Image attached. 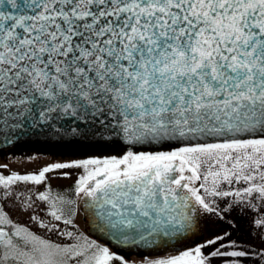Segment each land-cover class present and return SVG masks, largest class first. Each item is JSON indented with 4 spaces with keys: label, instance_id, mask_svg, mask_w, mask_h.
<instances>
[{
    "label": "snow or ice",
    "instance_id": "snow-or-ice-1",
    "mask_svg": "<svg viewBox=\"0 0 264 264\" xmlns=\"http://www.w3.org/2000/svg\"><path fill=\"white\" fill-rule=\"evenodd\" d=\"M31 138L110 154L0 174V201L42 202L31 220L70 241L0 207V264H135L79 211L176 252L140 264H264V0H0V145Z\"/></svg>",
    "mask_w": 264,
    "mask_h": 264
},
{
    "label": "water",
    "instance_id": "water-1",
    "mask_svg": "<svg viewBox=\"0 0 264 264\" xmlns=\"http://www.w3.org/2000/svg\"><path fill=\"white\" fill-rule=\"evenodd\" d=\"M110 154L108 149L86 146L74 143H65L59 141H53L46 138H31L22 139L19 142L0 145V159H15V158H26V157H49L54 160H70V159H83L89 155H106ZM93 225V223L91 222ZM90 234L96 235L97 239L105 241L112 250L125 255L128 258L130 255L136 256H150L157 254H165L168 252H174L172 248L156 249V248H129L117 244L111 239L101 235L94 227L85 228ZM179 248V245H177ZM130 251V252H128Z\"/></svg>",
    "mask_w": 264,
    "mask_h": 264
},
{
    "label": "rangeland",
    "instance_id": "rangeland-1",
    "mask_svg": "<svg viewBox=\"0 0 264 264\" xmlns=\"http://www.w3.org/2000/svg\"><path fill=\"white\" fill-rule=\"evenodd\" d=\"M56 162H65L64 160H54L49 157H26V158H7L5 160L0 159V174L7 175L11 171H18L21 173L29 172V171H38L41 167L49 164V163H56ZM82 167H72V168H65V169H57L54 173H48L49 180L47 183H49L53 187L63 188L65 186L70 185L73 183V180L75 177H77L80 172H82ZM70 172L71 175L69 177L60 176V172ZM33 187H40V186H33ZM42 190V189H41ZM54 192L56 189H53ZM57 193H63L64 195L72 196L71 191H65L60 190ZM0 206L4 208V210L9 214L10 218L17 224L22 225L26 228L31 229L32 231L38 233H41L43 230L39 227V225L31 220V215L33 212L36 215H39L41 217L45 216V212L43 209L46 207V205L42 204V202L38 201L36 202V205L33 207V209H30L28 212H22L19 211L13 204L6 203L3 201H0ZM48 232V231H47ZM48 234H53L54 236L55 232H51ZM57 234H55V237ZM174 255V254H169ZM167 256V255H165ZM162 257V256H159ZM159 257L151 258L156 259ZM132 261L135 262V264H140V261L138 259H132Z\"/></svg>",
    "mask_w": 264,
    "mask_h": 264
},
{
    "label": "flooded vegetation",
    "instance_id": "flooded-vegetation-1",
    "mask_svg": "<svg viewBox=\"0 0 264 264\" xmlns=\"http://www.w3.org/2000/svg\"><path fill=\"white\" fill-rule=\"evenodd\" d=\"M71 185H72V183L70 185H68V186L63 187V188H58V187H53V186H52V188L56 189V191H55L56 193L58 191H60V190H65V191L69 190V191H71L70 190V186ZM71 195L74 196V193H72ZM74 219H75V223H76V225L78 227V230L80 232H83L85 235H88V236H90L93 239H97V238H95V237H97L96 235L90 234L85 229L86 227L91 228V227H93V225L91 224V221L89 220V218L85 215V213L83 211H79ZM49 233H51V232H49ZM38 234L39 235H43L45 238L51 239V240L56 241V242H70V241H68V239L66 237H63V236L56 235L57 237H55L56 233L54 234V236H52L53 234H48L47 230H43L41 233H38ZM106 237H108V236H106ZM100 241L102 243H105V241H103V240H100ZM128 252H130V251H128ZM169 254H176V252L174 251V252H168V253H165V254H157V255H150V256L130 255L127 259L130 260V261H132V259L143 260V259H151V258H155V257H159V256H165V255H169ZM116 264H119V262L117 261Z\"/></svg>",
    "mask_w": 264,
    "mask_h": 264
},
{
    "label": "trees",
    "instance_id": "trees-1",
    "mask_svg": "<svg viewBox=\"0 0 264 264\" xmlns=\"http://www.w3.org/2000/svg\"><path fill=\"white\" fill-rule=\"evenodd\" d=\"M72 193H73V192H72ZM72 193H71V194H72Z\"/></svg>",
    "mask_w": 264,
    "mask_h": 264
}]
</instances>
